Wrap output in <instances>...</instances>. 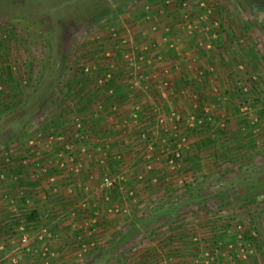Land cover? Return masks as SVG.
Returning a JSON list of instances; mask_svg holds the SVG:
<instances>
[{"label": "rangeland", "instance_id": "rangeland-1", "mask_svg": "<svg viewBox=\"0 0 264 264\" xmlns=\"http://www.w3.org/2000/svg\"><path fill=\"white\" fill-rule=\"evenodd\" d=\"M170 110L179 123L160 121ZM76 119L89 135L75 144L110 140L125 161L107 169L89 161L86 207L66 187L48 196L43 180L54 172L34 165L51 161L50 134L71 139ZM177 149L171 168L166 156ZM119 170L129 180L112 191L123 210L114 214L96 187ZM88 171L96 181L87 182ZM59 177L70 183L58 187L82 191L78 178ZM33 205L49 212L27 224L57 236L47 264H264V6L0 0V264H10V228ZM63 218L69 234L57 228ZM135 218L142 222L133 228Z\"/></svg>", "mask_w": 264, "mask_h": 264}, {"label": "built area", "instance_id": "built-area-1", "mask_svg": "<svg viewBox=\"0 0 264 264\" xmlns=\"http://www.w3.org/2000/svg\"><path fill=\"white\" fill-rule=\"evenodd\" d=\"M201 5H203V2L201 3ZM111 67L113 66L111 65ZM166 69L167 68H164V70ZM111 79L112 74L110 72H107L98 81L102 84H105L110 83ZM164 84H166V82ZM109 92L111 93L112 89H110ZM112 109L113 111H116V106H113ZM115 115L116 112L113 114V116L115 117ZM131 117L136 118V112L132 111ZM167 118H169L170 120L174 119L175 122H178L179 113L174 110H170L168 113L166 112V114H164L163 118H161L160 121L164 122V119ZM74 131V134L70 135L71 139H65L64 135L60 132L50 134V141L45 143L44 150L53 154L52 156H50L51 161H48L46 163H35L34 165L37 166L38 172L40 174L47 173L49 168L56 171V174L50 176L49 178H46L49 184L50 192V194L47 195L50 197L59 196L60 187L57 186L58 176L67 175L78 178L79 180L75 184L78 187H81L82 191L79 190L80 193L78 194V190H76L75 186L72 185L68 186L66 190L71 196L75 198H78V196L80 195L79 205L86 207V200L88 198L83 197L81 199V197L84 196V194L87 196L89 187L87 184H85L84 181L81 180V175L88 167L87 164H89V161H92V163L99 167L105 166V169L107 168V163L110 161H113L120 167L123 163H125V161L123 159V154H121V152L115 148L114 144L111 143L110 140L101 143H92L91 146L88 145V143H81L79 145L75 144L72 141L74 138H79L82 141L88 140L87 138L89 134L87 135V133L89 132L86 126H84V123L80 122V120L76 119ZM177 139L179 143V138ZM52 140L54 142H52ZM160 152L163 153L164 150L161 149ZM178 160V149L173 151L171 155L166 156V162L171 165V168L175 166L177 167L176 164ZM145 168L146 171H151L153 169V166L150 163H147L145 165ZM104 173L105 174L101 176L100 183L96 188H98V190L102 194V201L110 204V207L106 208V211L112 212L114 214L122 212L123 210L121 209L120 202V204L111 203V194L113 190H120V186L125 184L127 180H129V178L120 170L117 173ZM142 178V175L138 176V180ZM94 180L96 181L94 174L91 171H88L87 182H91ZM41 197L46 198V195L42 194ZM123 198L124 197H122V199ZM126 198L134 201L135 191L133 189H129V191L126 193ZM124 211L126 210L124 209ZM30 225L31 224H27L24 220L19 219L18 222L10 228L9 237L7 240L8 242L5 244L6 247H11L8 254V257L10 258V264H23L19 258H22L21 256L24 255V253L27 255H34L39 259L45 261L46 264L48 263L47 258H53L55 256V252L52 248V242L57 240V236L52 233V231H50L47 226L40 225L36 227ZM80 237L81 236L79 235L77 238L80 239ZM34 242H36V244H33ZM0 247L2 248L3 246Z\"/></svg>", "mask_w": 264, "mask_h": 264}, {"label": "crops", "instance_id": "crops-1", "mask_svg": "<svg viewBox=\"0 0 264 264\" xmlns=\"http://www.w3.org/2000/svg\"><path fill=\"white\" fill-rule=\"evenodd\" d=\"M176 69V68H175ZM181 70V69H180ZM177 81V80H176ZM175 81V82H176ZM179 88H181L180 87V85H179ZM180 90V89H179ZM98 125V124H97ZM99 126V125H98ZM88 166L90 165V163L89 164H87ZM92 166H93V164H92ZM92 170L91 171H96V167H93V168H91ZM107 169V168H106ZM53 172H54V174H56V171H54V170H52ZM63 177H66L65 175H63ZM33 178V177H32ZM28 179H30L29 177H28ZM32 180V179H31ZM60 180V181H59ZM44 181V184H46V179H44L43 180ZM57 181H59L60 183H62V182H65V183H70V178H67V179H64V180H62L59 176L57 177ZM32 182H34V185H36V181L35 180H32ZM92 183H95V182H92ZM33 185V186H34ZM67 188V185H63V187L62 188H60V189H64V188ZM35 189H37V187L35 188ZM94 189H96V188H94ZM92 190V188L90 187V190H88L87 191V195H88V193H90V191ZM34 192V194L33 193H30V194H26V196H28V197H30V199H33L34 197H36L37 195L35 194L36 193V191L34 190L33 191ZM62 193H64V192H62ZM42 194H39V197L41 196ZM95 197H98V194H97V192H96V190H93V192H92V194H91V197L90 198H92V199H95ZM52 198H57V197H52ZM78 198H80V196H78ZM61 199H63V197L61 196ZM62 204H60V205H58V206H56V207H58V208H60V206L62 205V206H64L65 208H67L66 207V204H64V202L63 201H60ZM59 202V203H60ZM55 206V205H54ZM33 207H34V209H36V207L33 205ZM56 207H54L55 209H56ZM45 208V207H44ZM53 209H51L50 211H52ZM34 212H37V209L36 210H34ZM47 212H49V211H47ZM46 210H43L41 213H38L39 214V216L41 217V216H43V217H45L46 216ZM65 214V213H64ZM67 218V217H66ZM63 221H61L62 223H61V225H58L57 226V228L58 229H60V228H63V231H64V233H68L69 232V229L70 228H68V223H70V222H68V221H64V218L62 219ZM66 225V226H65ZM65 226V227H64ZM67 227V228H66ZM71 230V229H70ZM69 234V233H68Z\"/></svg>", "mask_w": 264, "mask_h": 264}, {"label": "trees", "instance_id": "trees-1", "mask_svg": "<svg viewBox=\"0 0 264 264\" xmlns=\"http://www.w3.org/2000/svg\"><path fill=\"white\" fill-rule=\"evenodd\" d=\"M254 3L260 5V6H264L262 5V3H264V0H252ZM37 218L38 217V212H32V213H29V215H26V218H22L23 220H25V222L27 223V221H31L33 218ZM142 222V219L140 218H135V220L133 221V225L132 227L135 228V225H138Z\"/></svg>", "mask_w": 264, "mask_h": 264}]
</instances>
